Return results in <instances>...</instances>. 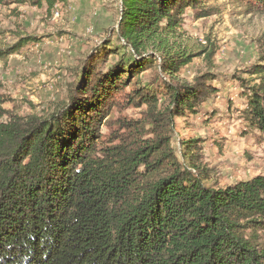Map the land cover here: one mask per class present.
I'll list each match as a JSON object with an SVG mask.
<instances>
[{
  "label": "trees",
  "instance_id": "obj_1",
  "mask_svg": "<svg viewBox=\"0 0 264 264\" xmlns=\"http://www.w3.org/2000/svg\"><path fill=\"white\" fill-rule=\"evenodd\" d=\"M209 1L121 0L116 41L82 62L51 113L20 116L0 94V264H264V174L209 185L199 139L180 155L171 145L174 118L218 92L212 73L176 80L201 55L176 43L178 28L188 9L215 13ZM234 1L264 13V0ZM248 72L259 82L241 85L242 117L264 140V64ZM122 104L145 105L155 137L143 139L142 127L107 139L101 127Z\"/></svg>",
  "mask_w": 264,
  "mask_h": 264
},
{
  "label": "rangeland",
  "instance_id": "obj_2",
  "mask_svg": "<svg viewBox=\"0 0 264 264\" xmlns=\"http://www.w3.org/2000/svg\"><path fill=\"white\" fill-rule=\"evenodd\" d=\"M120 4L121 0L0 4V50L29 39L0 60V94L7 99L3 107L23 117L44 116L67 101L82 62L104 43L116 41ZM207 5L215 13L197 18L195 10L188 9L178 28L176 43L201 55L183 67L176 80L190 84L197 75L212 73L218 92L196 114L175 117L170 139L179 155L184 141L199 139L200 161L212 170L207 183L225 187L264 174V140L242 117L247 100L241 88L244 82H259L248 70L264 64V13L234 0H211ZM116 60L110 56L106 68ZM152 76L151 70L142 75L144 81ZM123 105L115 107L110 122L102 125L106 138L113 134L112 143L117 144L118 135L140 137L137 131L142 127L143 139L155 137L147 107ZM259 235L264 243V231Z\"/></svg>",
  "mask_w": 264,
  "mask_h": 264
}]
</instances>
